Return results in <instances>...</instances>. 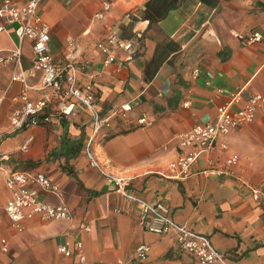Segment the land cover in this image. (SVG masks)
<instances>
[{
  "label": "crops",
  "instance_id": "1",
  "mask_svg": "<svg viewBox=\"0 0 264 264\" xmlns=\"http://www.w3.org/2000/svg\"><path fill=\"white\" fill-rule=\"evenodd\" d=\"M101 1L40 0L38 11L49 25L54 61L82 66L77 84L92 83L94 109L106 113L124 102L131 106L125 119H112L94 146L105 172L126 179L136 199L162 201L173 221L208 236L228 264H264V113L219 137L191 164L185 179L171 178L167 168L178 153L177 136L211 120L228 92L243 87L264 97V41H247L253 31L264 37V0H218L213 6L180 0L150 23L141 17L147 0H107L109 11L93 21L90 16ZM126 12L133 16L126 18ZM109 32L131 40L133 53L118 48L104 63L95 43ZM16 44L11 28L0 31L2 49ZM20 49L21 65L27 67L29 42L22 41ZM11 67L0 64V92L5 90L0 103V206L8 196L7 170L41 171L57 184L59 195L33 185L39 197L65 203L72 220L35 216L14 232L1 214V233L9 238L10 249L0 256V264H77L74 252L65 256L56 249L64 241L72 249L76 238L87 264H190L170 234L143 231L135 201H126L88 165L82 146L90 133V108L75 102L64 114L53 97L36 125L11 132L7 115L18 105L11 97L20 89L19 83H9ZM27 82L28 95L39 97L38 77ZM141 115L148 124L137 123ZM231 154L236 161L225 164ZM209 166L219 172L204 173ZM139 243L149 247L140 262L133 257Z\"/></svg>",
  "mask_w": 264,
  "mask_h": 264
},
{
  "label": "built area",
  "instance_id": "2",
  "mask_svg": "<svg viewBox=\"0 0 264 264\" xmlns=\"http://www.w3.org/2000/svg\"><path fill=\"white\" fill-rule=\"evenodd\" d=\"M39 3L40 0H25L22 4H15L14 0H0V31L8 26L17 40V44L10 50L0 47V64L9 63L12 66L9 83L17 82L20 85L19 91L11 97L13 101L18 102V105L7 115L11 132L36 125L38 116L53 97L57 99L58 108L64 114L69 113L75 102L90 108L88 122L90 133L83 143L82 153L88 165L112 183L113 191L126 201H135L138 212L137 223L140 228L156 235L170 234L175 246L188 257L190 264H228L221 253L213 247L208 236L191 231L183 224L173 221L168 216L167 207L162 201L136 199L127 190L126 179L105 172V164L98 158L94 146L106 135L105 131L109 128L112 119H125L131 106L128 102H124L106 113L94 109L95 90L92 83L77 84L76 82V73L81 72L82 66L71 63L59 65L54 61L48 46L49 25L38 11ZM110 7V1H101L90 19L93 21L102 19ZM124 16L131 18L133 14L126 12ZM24 40L29 42L32 53L27 67L21 65L20 44ZM261 40L264 41V37L258 31L251 32L247 37L248 42ZM95 47L103 55L104 63L113 59L118 48L125 50L127 55L134 51L133 42L121 38L115 32L107 33L95 43ZM193 73L196 75L197 69H194ZM35 76L38 77L37 89L40 91V96L31 98L27 93L31 88L27 80ZM4 94L5 90H2L0 103ZM259 113H264V97L261 94L246 93L243 87L228 92L226 100L215 107L211 120L195 123L177 136V156L167 163L169 176L174 179H185L190 174L191 164L200 155L209 151L219 137H223L231 129L245 122L252 121ZM137 123L148 124L149 121L141 115L137 118ZM28 140L29 137L22 143L21 149L26 148ZM221 145L224 146L222 143ZM236 159L237 155L231 154L224 162L232 164ZM203 172L217 174L219 171L209 166ZM33 185L56 197L59 195L57 184L41 171L20 169L6 171L4 186L8 196L0 206V221L1 214H4L9 227L14 232H19L23 229L24 221L35 216L40 219L72 220V212L65 203L45 201L39 197ZM253 193L256 194V191ZM253 196L256 198V195ZM81 228L88 230L86 225ZM9 249V238L1 233L0 227V256ZM56 249L65 256H70L74 252L77 264H87L78 238L74 239L72 249L67 241L57 244ZM148 249L145 243L135 245L134 259L138 262L142 261L147 256Z\"/></svg>",
  "mask_w": 264,
  "mask_h": 264
},
{
  "label": "trees",
  "instance_id": "3",
  "mask_svg": "<svg viewBox=\"0 0 264 264\" xmlns=\"http://www.w3.org/2000/svg\"><path fill=\"white\" fill-rule=\"evenodd\" d=\"M180 0H147L144 3L141 17L148 23L156 21L165 16L166 12L175 8ZM200 2L213 6L218 0H199Z\"/></svg>",
  "mask_w": 264,
  "mask_h": 264
}]
</instances>
